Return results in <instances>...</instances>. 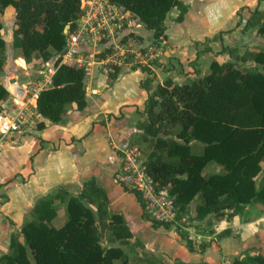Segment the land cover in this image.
<instances>
[{
    "label": "trees",
    "instance_id": "16d2710c",
    "mask_svg": "<svg viewBox=\"0 0 264 264\" xmlns=\"http://www.w3.org/2000/svg\"><path fill=\"white\" fill-rule=\"evenodd\" d=\"M110 1L129 11L155 38L163 33L164 20L173 7L180 8L176 21L182 20L186 10L179 0ZM8 7L14 9L13 54L26 63L60 55L67 43L63 30L68 25L72 31L80 14V0H0V71L6 56L1 18ZM254 26L255 33L264 37V12L253 11L244 29ZM228 53L230 60H213L209 70L195 79L179 83L166 78L154 88L149 79L141 83L148 96L138 136L143 144L152 147L144 163L145 171L157 190L172 196L176 222L204 233L212 231L209 222L213 217L237 215L246 207H264V71H250L239 64L247 55L263 65L264 54L248 48L240 54L232 50ZM60 60H56L50 86L40 90L36 98L38 114L52 123L66 120L70 104H75L76 110L86 107L84 67ZM117 73L118 68L110 67L107 75L115 78ZM7 96L0 83V113L1 101ZM43 126V122L37 124L38 128ZM172 134L175 139L169 138ZM192 141L201 145L200 153L192 151ZM209 162L219 164L224 171L204 175ZM259 174L263 180L258 186ZM132 192L142 206L144 218L149 219L138 193ZM195 198L199 203L190 212L188 205ZM56 200L66 204V220L59 227L49 223L56 214ZM90 203H96L95 209ZM106 207V194L92 178L81 183L76 195L57 189L38 199L34 216L24 221L20 234L11 236L10 250L0 256V264H112L117 259L128 264L130 256L122 247L132 238V232L121 213L111 211L103 220ZM106 226L110 244L101 239ZM176 228L188 248H193L194 239H189L179 226ZM205 242L201 240L195 246L203 248ZM254 250L233 257L229 264H264V255ZM134 264L151 262L136 258Z\"/></svg>",
    "mask_w": 264,
    "mask_h": 264
},
{
    "label": "crops",
    "instance_id": "0c3cea01",
    "mask_svg": "<svg viewBox=\"0 0 264 264\" xmlns=\"http://www.w3.org/2000/svg\"><path fill=\"white\" fill-rule=\"evenodd\" d=\"M179 1L186 6L182 20H175L180 8L173 7L158 38L142 24L138 29L145 40L158 47L148 66H102L89 62L79 66L76 60L61 54L26 63L13 54L12 26L7 39L2 28L6 56L0 83L6 75H14L19 85L49 86L56 60L61 58L60 63L84 67L86 107L76 110V105L70 104L66 107V120L52 123L38 114L33 98L28 110L33 126L0 138V256L9 252L11 236L20 234L24 221L34 216L38 199L57 189L76 195L81 183L91 178L104 190L109 209L121 213L132 232V238L122 248L130 258V254H135L133 264L136 258L147 259L151 264H229L233 257L250 248L264 255V209L258 206L246 207L237 215L211 218L210 233L196 231L181 222L154 226L151 219L144 218L136 195L113 180L123 151L134 147L131 143L141 132L138 124L148 96L142 82L149 79L151 88L166 78L182 83L205 74L213 60H230V50L240 54L244 48H263L262 37L256 35L255 28L244 26L253 11L264 12V0ZM6 13L13 20L14 9L8 7ZM110 67L118 68L115 78L107 75ZM10 100L8 94L1 101L3 110L6 104L11 108ZM39 122L44 123L42 128L37 127ZM195 144L198 143L191 142L192 146ZM60 204L63 203L56 200V216ZM61 221L63 224L65 218ZM177 226L194 239L193 248H188ZM201 240L206 241L204 247H196ZM115 261L122 264L120 259L112 264Z\"/></svg>",
    "mask_w": 264,
    "mask_h": 264
},
{
    "label": "built area",
    "instance_id": "2783aa9c",
    "mask_svg": "<svg viewBox=\"0 0 264 264\" xmlns=\"http://www.w3.org/2000/svg\"><path fill=\"white\" fill-rule=\"evenodd\" d=\"M141 24L124 7L110 0H80V14L74 29L66 32L67 43L61 55L76 60L79 66H86L88 62L102 66H148L158 47L139 34ZM1 85L11 97L14 113L8 114L11 108L0 113V138L33 126L34 121L28 113L31 100L37 98L40 90L50 86L19 85L14 75H6ZM113 180L124 189L138 193L152 221L162 224L176 221L172 196L168 191L156 189L144 164L138 162L135 147L123 151Z\"/></svg>",
    "mask_w": 264,
    "mask_h": 264
},
{
    "label": "rangeland",
    "instance_id": "374dc122",
    "mask_svg": "<svg viewBox=\"0 0 264 264\" xmlns=\"http://www.w3.org/2000/svg\"><path fill=\"white\" fill-rule=\"evenodd\" d=\"M2 19H3V22H2L3 23V32L2 33H3L4 37H5V39H7L8 38V35L10 33V28L12 26V21L13 20L11 18V14H9V13H6L5 15H3V18ZM255 27L256 26L251 27V28L254 29ZM260 37H262V36H260ZM261 39H262V43L261 44H262L263 48L261 50H259V51H262L263 54H264V37H262ZM255 51H257V50H255ZM20 64H22V63H20ZM239 64L241 66H243L245 69L250 70V71H256V70H259V71H262L263 70L264 71V61H263V65H260V64L256 63L255 61H253L251 58L247 57V55H244L240 59ZM5 108L6 109H9L10 108V105L9 104H6L5 105ZM13 113H14V111L13 110H10L8 114L11 116V115H13ZM169 138L175 139V137L173 136V134ZM132 143H133L132 146H134L136 148L137 153H138V162H140L143 165L145 163V161H146V158H147L148 153L150 151H152V147L149 144H143L139 136L135 137L133 139V142ZM192 151L195 152V153H200L201 152V145L200 144L193 145L192 146ZM261 164H262V167H264V159L262 160V163ZM223 171H224V169L219 164H215L214 162H209L204 167L203 174L204 175H208L210 173H215V172L221 173ZM261 176L262 175L259 174L257 176V179H256V181L258 183V186L261 183L260 181L263 180ZM62 203L63 204H60L59 207H58V214H57V216L55 214L56 218L53 221L50 220V222H49L51 225L56 226V227L57 226H60L62 224V221H61L62 217H64L65 220H66V204H65V201H63ZM198 203H199V200L197 198H195L190 203V205H188L189 211L191 212V210H192V212H193L194 206L196 204H198ZM95 205H96V203H90V207L92 209H95ZM258 207H260V206H258ZM106 208H107V211L108 212H106V214L103 216V218H104L103 220H107L108 219V215L111 213V210L109 209V207H106ZM260 208L261 209H264V207H260ZM244 216H245V214H244ZM102 232H103L102 235H101L102 241L105 242L106 244L112 243L109 240V231H108L107 226L105 227V229H103ZM114 243H117V242H114ZM123 246H125V245H123ZM246 252H248L250 254L252 252H255V250H254V248H250ZM130 255H131V258H130L131 260H129V264H133L134 255L135 254L132 253ZM244 258L245 257H243V260H244ZM114 264H120V262L118 263V261H115Z\"/></svg>",
    "mask_w": 264,
    "mask_h": 264
},
{
    "label": "water",
    "instance_id": "95a60500",
    "mask_svg": "<svg viewBox=\"0 0 264 264\" xmlns=\"http://www.w3.org/2000/svg\"><path fill=\"white\" fill-rule=\"evenodd\" d=\"M68 29H69V26L67 25V26H65L63 32L66 33L68 31Z\"/></svg>",
    "mask_w": 264,
    "mask_h": 264
}]
</instances>
